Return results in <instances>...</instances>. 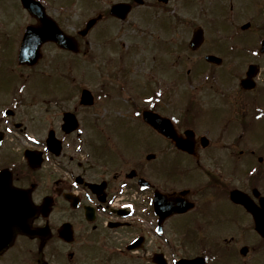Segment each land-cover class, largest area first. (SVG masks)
I'll return each mask as SVG.
<instances>
[{"label": "flooded vegetation", "instance_id": "1", "mask_svg": "<svg viewBox=\"0 0 264 264\" xmlns=\"http://www.w3.org/2000/svg\"><path fill=\"white\" fill-rule=\"evenodd\" d=\"M35 1L32 10L22 0H0V18L26 20L17 28L0 20V264H264V5L249 13L233 0L235 17L220 26L210 16L223 9L205 10L206 0L194 11L208 25L181 12L194 0H87L91 17L101 19L81 36L59 19L76 0ZM41 6L80 50L101 22V34L120 38L137 11L169 36H149L150 49L115 39L137 58L127 64L100 35L106 76L85 104L73 76L32 74L50 62L58 71L76 54L30 30L40 28ZM198 29L205 40L192 48ZM33 80L41 90L31 89ZM58 84L64 95L53 90ZM112 101L154 139L142 143V130L129 127L132 143L117 137L97 148L96 115ZM147 111L171 123L151 124Z\"/></svg>", "mask_w": 264, "mask_h": 264}, {"label": "rangeland", "instance_id": "2", "mask_svg": "<svg viewBox=\"0 0 264 264\" xmlns=\"http://www.w3.org/2000/svg\"><path fill=\"white\" fill-rule=\"evenodd\" d=\"M194 1L197 3V5L190 3L188 4L186 8L184 7L181 10V12L183 13V15H185L187 9L189 10V13H190L189 16L191 17L190 18L191 24L203 25L202 23H205L206 25H208L207 18L205 19L197 18V15H195V13H199V12L194 11V10H198L202 8H200L199 6L200 3H198V1L200 0H194ZM231 1L233 0H228V1L226 0L207 1L206 0V4L204 8L205 10L211 9V8L215 9V7H216V10L222 8L223 12L214 13L210 17L214 19L220 26H227L231 23V19H234L235 17V12L231 8ZM263 5H264V0H240V7H242L244 11H249V13L250 12L256 13L260 11ZM2 9L5 14L9 15L14 12V5L8 4L6 5L5 8H2ZM139 10H152V8H140ZM56 12L58 13L59 11H56ZM206 12L205 14L207 15ZM160 13L163 14V12H160ZM91 14H92V11L89 8V6H87V0H76V2L73 3L71 8H68V10L66 11H62V17L59 19L62 22V25L65 29H67L68 31H75V29L77 30V29L84 27L86 20L92 16ZM239 14H240V11L237 10V16ZM141 15L142 14L138 13V11L132 15L131 20L124 24V27L121 30L120 38L118 39L116 38L119 35L115 37L114 34L112 33L110 34L108 33V31H103V33L101 34L100 33V31H102L101 26L105 25V22H101L100 24L97 25V27L91 33V37L93 41L92 39H88V38L81 39L82 40L81 41L82 52L79 54L73 53L71 55V61L65 62L63 65L59 67L57 66L58 71H55L53 69V67L51 66L52 63L50 62L48 64L37 67L36 68L37 70L35 72H33L32 70V74L39 73L40 72L39 70L41 71L46 70V73L52 72L54 75L66 74V75L73 76V78H75V81H74L75 83L74 82L73 83L76 85L79 84L80 86H83V87L94 88L95 91H98V90L102 91L100 89L101 80L104 78V74L106 76L105 69L108 63H104V62H101V60H99L100 58L99 51L101 50V45H99L101 44L99 42L100 35H102L103 41L110 42L111 45L112 44L117 45V42H123V41H125V45L131 44V43H135V44L142 43L143 45L144 43H146V44H150V47L148 49L151 48V44L154 42L153 41L151 43L152 41L151 38L153 36L156 38L160 37L161 41H162L163 36H169V34L166 35L165 33H163L161 29H156V28L152 29L151 27H149V26L157 25V21L156 23L152 21L150 22V24H147L148 22L140 19V17H142ZM0 20H4L5 24L11 28L13 27L17 28V26L19 25H16V24H21L26 21V20L22 21V18L19 16L17 18L11 17L10 19L0 18ZM113 32L116 33L115 30H113ZM181 35L182 34H180V36ZM209 36L211 37L210 34ZM207 38H208V34H207ZM115 39L117 40V42ZM89 41L93 45L92 50L90 49L91 48L90 44L87 43ZM175 41H179V39H177V36H176ZM206 48H208V50H211L214 48V44L211 42V38H209V40L207 39ZM90 50L91 52H95V54H93L94 56L92 57H95L96 59H94L93 61L89 59L91 57V56L89 57V53H88L90 52ZM111 50L117 56V53L113 49V47ZM118 50L122 51V57L123 59H126L127 64L132 63L134 60H137L135 54L124 51V49L121 48L119 45H117V51ZM108 56L112 57L110 53H108ZM63 59L68 60V56L63 54ZM113 61H118V60L113 59ZM67 66H69V68H67ZM92 70H94V72ZM32 84H33L31 85L32 90L42 89V86H38L36 81L33 80ZM64 89H66V86L64 84H58L53 87V90L56 93L58 94L60 93L62 95L65 94V92H62ZM109 91H110L109 92L110 95L112 94L113 97H117L116 88H111ZM40 99L42 100V97ZM65 102L62 101V104L64 105ZM115 102L116 101H112L110 103V106H112V108H110L108 112H104L103 109L98 110V114L96 115V117L101 118L102 122L99 121L100 129L99 130L97 129L94 135L96 139L95 140L96 147L102 150L103 148H105V145L103 143L104 141L109 139L110 142H112V139H115L117 137L121 145H125L126 143L125 139L127 138V145H128L132 143L134 140V134L131 135L130 130H133L136 128H139L140 130H142V131H139L141 138L143 139L142 143L151 142V140L154 139V137L151 138L152 132L147 127L140 125L138 122V119H136L134 116H131L128 113H124L121 109H119L120 106L115 105ZM72 103L74 105L76 104L75 102H72ZM42 105H45V104H42ZM129 127H132L133 129H128ZM119 149L122 150L121 146H119Z\"/></svg>", "mask_w": 264, "mask_h": 264}, {"label": "water", "instance_id": "3", "mask_svg": "<svg viewBox=\"0 0 264 264\" xmlns=\"http://www.w3.org/2000/svg\"><path fill=\"white\" fill-rule=\"evenodd\" d=\"M23 1H24L25 6H27L29 9L34 10L35 8H37V6H36L37 2L35 0H23ZM138 1L141 2L142 0H138ZM119 6H121V5H117L114 9H117V10L121 9L122 7L119 8ZM122 6L125 7L124 9H122V11L124 12V15H121V16L124 17L129 12L130 7L128 5L127 6L126 5H122ZM40 10L43 11V14H41L39 16V19L41 20L40 28L32 27L31 30L35 29V31L36 30L40 31L44 35V38H43L42 41H44V40H53V41H56L62 47L73 49V50H77V42H76V40L73 37H70L69 35L65 34L64 31L61 30L52 19H50V17L46 18V15L44 13L45 11H44V8L42 6H41ZM97 20H98V18L90 19L87 22L86 27L81 31V33L82 34H86L89 31V29L96 23ZM53 25H56V28H54ZM202 40H203V31L199 30L194 35V38L192 40V45L199 44V43L202 42ZM22 55L23 54H21V56ZM207 58L208 59H213L214 57L213 56H208ZM83 98L85 100L89 99L90 98L89 92L85 91V93L83 94ZM159 119H161V121L171 123L170 120H168L166 118H161V117L155 116V115L153 117L150 116L147 120L151 124H154ZM67 121H68V119H67ZM166 128L167 129H165V127H160L159 130H161L162 132H166V133H167L168 130H172V127H170V126L166 127ZM8 219H9V217L5 220L4 223H6ZM261 226H263V225L261 224Z\"/></svg>", "mask_w": 264, "mask_h": 264}]
</instances>
